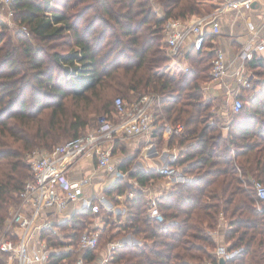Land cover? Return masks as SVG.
<instances>
[{"label":"trees","instance_id":"16d2710c","mask_svg":"<svg viewBox=\"0 0 264 264\" xmlns=\"http://www.w3.org/2000/svg\"><path fill=\"white\" fill-rule=\"evenodd\" d=\"M216 8L215 0H13L12 20L28 35L19 30L14 40L0 18V162L19 158L0 179L1 235L11 234L10 208L20 206V193L33 178L30 165L20 161L11 144H20L24 151L40 147L52 152L55 145L86 133L89 105L102 112L99 116L113 118L117 98L132 104L152 93L157 97L153 143L158 148L178 147L172 167L189 179L158 196L159 217L149 209L142 188L165 177L156 169L132 172L127 160L118 166L127 176L117 179L105 195L127 197L122 231L141 237L146 245L115 249L110 264H218L215 251L220 244L235 253L226 264H264V206L257 207L253 185H264V60L255 56L248 63L261 79L256 82L260 90L241 93L243 107L224 137L204 87L212 81L216 56L210 38L203 50L189 52L188 71L173 62L169 69L171 58L165 51L169 20L186 21ZM5 10L9 16L10 9ZM65 37L70 49L60 52L56 42ZM44 111H50L47 118ZM177 124L184 131L168 137L167 128ZM132 182L133 199L128 197ZM101 212L103 207L97 215L83 209L68 222L55 223L62 232H72L65 237L67 243L44 233L49 247H74L52 255L50 264H77L83 254L76 252L80 238L89 231L86 219ZM109 216L105 222L110 227L103 232L108 231L111 242L120 233H114ZM208 230L220 235H209ZM84 254L87 262L95 261V251ZM7 261L0 253V264Z\"/></svg>","mask_w":264,"mask_h":264},{"label":"built area","instance_id":"2783aa9c","mask_svg":"<svg viewBox=\"0 0 264 264\" xmlns=\"http://www.w3.org/2000/svg\"><path fill=\"white\" fill-rule=\"evenodd\" d=\"M255 1L259 0H226L222 6H218L210 14L192 16L189 22L169 20L165 26L168 56L173 63L180 64L188 71L190 68L188 64L183 65L180 61L186 57L188 49L203 50L210 35L220 34L219 18L223 14L230 11L250 10ZM12 2L13 0H0L1 6L7 10L10 9L8 18L11 20L13 18ZM258 34L259 31L257 36ZM262 36L260 38L258 36V39L239 51L232 60H228L223 51L216 52L211 70L212 81H223L228 75H233L239 88L251 89L254 82L252 74L247 71V64L255 56L264 60V31ZM233 68L236 71H232ZM240 94L239 90L228 92V98L233 102V113L240 112L243 107ZM156 99L157 97L152 93L140 96L132 104L117 98L113 118L107 115L101 116L93 132L70 140L40 157H30L33 178L20 193V206L14 210L8 222L11 234L0 236V253L8 256V264H50L54 250L43 239V235L51 232L54 235H60V229L55 226L57 219H65L72 206L91 210L95 215L100 212L104 195L101 193L95 197L88 196L86 188L90 186L91 179L84 178L73 182L68 175L69 169L80 159L92 157L97 161L100 169L118 178L126 177L127 174L119 170L114 159L115 143L119 139H137L147 143L148 150L153 147L154 133L157 128L153 112ZM175 132L180 135L183 132L182 126H178ZM158 172L165 177L163 180L179 177V171L172 166L161 167ZM253 185L260 208L264 206V185L258 181H255ZM133 189L131 187L128 192L130 198L135 197ZM142 191L149 196L151 212L160 217L157 209L158 196L152 195L150 186L142 188ZM213 235H218V232ZM99 242L100 232L94 230L85 232L80 238L76 251L83 253L77 260V264H87L83 257L84 253L96 251ZM110 254L100 264H110L112 252ZM234 254L229 253L223 244H220L215 251L219 262L222 258L225 260L232 258Z\"/></svg>","mask_w":264,"mask_h":264},{"label":"crops","instance_id":"0c3cea01","mask_svg":"<svg viewBox=\"0 0 264 264\" xmlns=\"http://www.w3.org/2000/svg\"><path fill=\"white\" fill-rule=\"evenodd\" d=\"M226 0H220L217 2V7L222 6ZM230 1V0H228ZM237 1V0H233ZM238 1H246V0H238ZM160 14H162V11H160ZM190 18L187 19L185 22H189ZM219 23L221 26V32L218 36H212L210 35L208 38H210L212 45L214 46L215 53L218 51H223L227 57L228 60H232L237 56L239 51H241L243 48H245L247 45L255 41L262 36V32L264 31V0L255 1L251 7L250 10L237 12V11H230L225 14H223L219 18ZM257 31H259V34L257 36ZM263 37V36H262ZM192 50V49H191ZM188 49V52L186 54V57L181 59L180 61L183 62V65H187L189 63V58L187 57L189 52L191 51ZM173 62V61H172ZM248 66V64H247ZM182 67V66H181ZM234 69V70H233ZM232 71H236L235 68H233ZM247 71L252 74V71H250L247 68ZM234 73V72H233ZM232 74V73H231ZM253 78V87L251 89H245V88H239L236 81L233 79V75H228V77L225 78L223 81H211L208 82L204 87L206 88V97L208 99H213L214 102V121L217 123V125L220 126V132L224 137H228V134L231 129V125L233 123V118L237 113H233L232 111V101L228 98V92L229 90H239L240 93L247 90H252L253 92H258L260 88L258 85H255ZM241 96V94H240ZM170 130L171 128L167 129V136L170 137ZM127 139V138H126ZM136 140L139 145L144 143L141 141ZM124 142L125 140H120ZM121 142V143H122ZM117 143V144H116ZM115 143V149L113 151L114 159L117 163V166H120L121 163L124 161L123 155H117L116 152L122 151V148L118 147V145H121L119 141H116ZM154 148H156V155L152 158H149L146 154H148L152 149L148 150L146 147L143 148V159L141 162V168H139L137 171H145L146 169H156L157 171L161 167L165 166H172V164L175 163V161L178 158L179 155V149L178 147L175 148H169L167 144L163 146V148H158L156 145H154ZM117 147L120 149L118 150ZM145 155V156H144ZM121 157V159H120ZM118 160H121L118 162ZM69 178L73 182H77L84 178H90L91 184L89 187L86 188V194L90 197H95L98 194H103L104 198L102 200V207L105 205L106 208L107 205L111 207V212L114 210H117L115 204L112 200L107 199L105 192L114 185V183L119 179L118 177H115L114 174L108 173L104 169H100L96 163V160L92 157H84L80 159L78 162H76L73 166L70 167L68 172ZM179 177H182L181 172L179 171L178 174ZM172 178L171 180H166L165 184L163 182L162 187L160 188V184H157L156 186H150V189L152 190V195L154 196H160L162 193L170 189L172 186H174V182L180 180V178ZM130 187L134 188L133 182L130 183ZM163 188V190H162ZM129 197V196H128ZM159 198V197H158ZM133 199V198H131ZM123 200L122 206H125L127 210V197L126 196H117L115 198L116 203H121ZM119 206L118 207H122ZM81 207L74 208L73 206L69 208V211L67 215L65 216V219H57V224L68 222V220L74 215L75 213L83 210L79 209ZM123 208V207H122ZM121 209V208H120ZM102 231V230H100ZM72 233L71 231L68 232H62L60 231V239H62L63 242L67 243L65 240V237ZM127 235V234H126ZM125 235V236H126ZM220 235V234H218ZM216 235V236H218ZM138 239L135 238V235L124 237L122 239V242H109L106 247L103 249L98 248L96 252V259L94 262H87V264H100L103 259L109 256V251L114 252L115 249L121 248L123 245H129L132 246L137 244ZM67 245V244H64ZM138 247V246H137ZM74 247L72 246H59L53 247L54 253H60V252H69L73 251ZM77 251V250H76ZM85 255V254H84ZM83 255V256H84ZM8 264V262H7ZM63 264H66V262H63Z\"/></svg>","mask_w":264,"mask_h":264},{"label":"rangeland","instance_id":"374dc122","mask_svg":"<svg viewBox=\"0 0 264 264\" xmlns=\"http://www.w3.org/2000/svg\"><path fill=\"white\" fill-rule=\"evenodd\" d=\"M74 1V0H73ZM206 9H209V8H206ZM205 9V10H206ZM77 11V10H76ZM212 11V10H211ZM207 12V13H206ZM206 12H205V14H202V15H200V16H205V15H208V14H210L211 12H209L208 13V10H206ZM213 12V11H212ZM159 13H160V11H159ZM0 18L3 20V21H5L6 23H8V28L5 30L12 38H14V40H15V35H16V33H17V31H22V33H24L25 35H28V30H24L23 28L22 29H20V27H19V25H18V23L16 22V21H13V20H11V19H9L8 18V15H7V11L5 10V9H0ZM67 38L65 37L64 39H62V40H59V41H57L56 42V45H57V48H58V51H60V52H65V51H68L69 49H70V47H69V45L67 44V40H66ZM114 41V38H113V35L111 34L110 36H109V42H113ZM165 51H166V53H167V44H166V47H165ZM168 55V54H167ZM171 65V66H170ZM169 65V69H170V67H172V65H173V63H172V60H171V64ZM188 66H189V63H188ZM168 69V70H169ZM256 76V78L254 79V81H255V85H256V82L257 81H260L261 79H260V77L258 76V75H255ZM252 77H254V74L252 73ZM262 78V77H261ZM264 78H262V80H263ZM32 83H34V82H32ZM252 92V91H251ZM248 94H250V95H252L250 92L248 93ZM247 94V96H246V98L248 99V97H249V95ZM136 97V96H135ZM137 97H139V95L137 96ZM27 100L29 101L30 100V93H29V97H27ZM97 99H94V102L96 101ZM71 102L70 101H67L66 102V105L67 106H71ZM87 105H88V103H86ZM82 107L83 108H86V106L85 105H82ZM95 108V105L94 104H92V105H89V107H87V110H85V115H89V118H88V120H89V127L86 129V133H83L82 134V136L83 135H86V134H88V133H90V132H93L97 127V124H98V119L101 117V116H99V115H101L102 114V112L100 113V112H97L98 110H93ZM93 110V111H92ZM49 113H50V111H44V113L42 114V116H44L45 118H47V115H49ZM92 113H94V114H92ZM213 113H214V110H213ZM42 116L41 117H39V120H41V121H45L43 118H42ZM10 125L11 126H13L14 127V125H15V122H13V121H11V123H10ZM209 125H212L213 126V120H211V122H209ZM178 126H182V128H183V131H184V126L182 125V124H177L176 125V127H169V128H171V130H170V135L171 134H176V132H175V130H176V128L178 127ZM214 126H215V123H214ZM216 126L217 127H219L220 128V126L219 125H217V123H216ZM21 127H22V125H19V130H21ZM169 128H167V129H169ZM177 135V134H176ZM7 136V135H6ZM8 138H9V140H6L8 143H12V141L14 140V139H12V138H10L9 136H7ZM8 138H6V139H8ZM69 140V139H68ZM67 140V141H68ZM120 140H122V139H119V140H117V141H119V143H121L122 141H120ZM123 140H125L124 142H122L121 143V145H118V147H120V148H122V151H120V152H116V154L117 155H123V158H124V161L125 160H127V162H128V164L130 163V169H131V171L132 172H135V171H137L139 168H141L142 166L140 165L141 164V162H142V159H143V157H142V155H143V148H147L148 147V145H147V143H142V144H140L139 145V143L136 141V140H134V139H123ZM64 142H62V143H60V144H57V145H55L54 147H58V146H60V145H62ZM117 144V143H116ZM13 150H15V151H17L18 152V155H21L22 157H20V161H23V162H25V164H28V165H30V162H29V159H30V157L31 156H36V157H40V156H42L44 153H46V152H48V150H45L44 148H40V147H35V148H32L31 150H26V151H24V149L21 147V145L20 144H11V146H10ZM117 147V149L118 150H120L119 148ZM115 149V148H114ZM151 149H152V151H150L148 154H146L149 158H152V157H154L156 154V151L155 150H157L156 148H154V146L153 147H151ZM19 150V151H18ZM145 156V155H144ZM19 158H9V159H7V160H3L2 162H0V179H2V177L4 176V173H7L8 172V169H9V167H10V165L12 164V163H14L15 161H17ZM120 159H121V157H120ZM121 160H118V162H120ZM181 175H182V177H179L180 178V180H178V181H176V182H174V183H185V182H187L188 181V177H186L182 172H181ZM239 177H240V179L244 182V179L242 178V176L241 175H239ZM166 180H161L160 182H158V183H156V184H153V186H156L157 184H160L159 186H160V188L162 187V184H163V182H165ZM164 185V184H163ZM246 185V184H245ZM162 190H163V188H162ZM107 199H109V200H112L113 201V203L115 204V206L117 207V208H119V209H117V210H114L113 212H111V207H109L108 205H107V207L108 208H106L105 207V205L103 206V211L104 212H101L99 215H98V217H96V218H87L86 219V224H85V228L87 229V230H89V231H98V232H100V235H101V238H100V245L98 246V248H104V247H106L107 245H108V243L110 242L109 241V234H108V231L107 232H103V229H105V227H107L106 225V220H107V216H109V217H111L110 218V220H109V223H111V224H113V227H115V234L116 233H120V235L119 236H117V238H116V240H114L115 242H118V241H120V243L122 242V239L124 238V237H128V236H132L133 234L132 233H129V232H123L122 230H123V227L125 226V224H126V218H127V210H126V208H125V206H122V204H123V200H122V202L121 203H116V201H115V198H108L107 197ZM118 205L119 206H122V207H118ZM257 207H259V205H258V203H257ZM121 208V209H120ZM10 210L11 211H9L10 213H12L13 214V212H14V208H10ZM95 217V216H94ZM222 218V217H221ZM222 221H224V218H222ZM223 225H225L224 226V228L226 229V225H227V223L226 222H224V224ZM109 227H110V224H108V229H109ZM100 230H102V231H100ZM219 230H220V228H219ZM61 231V230H60ZM119 231H121V232H119ZM215 232H218V231H210V230H208L207 231V234H209V235H213V234H215ZM127 234V235H126ZM222 234L224 235L225 233L224 232H222ZM126 235V236H125ZM0 236H2L1 234H0ZM135 238L136 239H138V241H140V242H138L137 244H135V246L134 245H132V246H129V245H123V244H121L120 246H124V247H126V246H129V247H143V246H145L146 245V243L141 239V237L139 238V237H137V236H135ZM223 239V238H222ZM114 241H112V242H114ZM225 243V242H224ZM227 247V246H226ZM97 248V249H98ZM240 251V250H239ZM239 251H236L237 253L239 252ZM110 252H112V251H109V256L111 255L110 254ZM112 256H113V253H112ZM112 256H111V260H112ZM111 260H110V263H111ZM69 262V261H68ZM68 264V263H67ZM121 264H123V263H121Z\"/></svg>","mask_w":264,"mask_h":264},{"label":"water","instance_id":"95a60500","mask_svg":"<svg viewBox=\"0 0 264 264\" xmlns=\"http://www.w3.org/2000/svg\"><path fill=\"white\" fill-rule=\"evenodd\" d=\"M220 264H226V260H225L224 258H222V259L220 260Z\"/></svg>","mask_w":264,"mask_h":264}]
</instances>
